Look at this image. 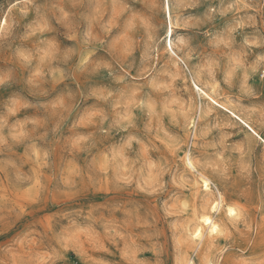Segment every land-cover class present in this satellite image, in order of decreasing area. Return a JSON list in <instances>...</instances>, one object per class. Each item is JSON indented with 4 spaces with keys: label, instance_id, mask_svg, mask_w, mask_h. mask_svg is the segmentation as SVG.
Returning <instances> with one entry per match:
<instances>
[{
    "label": "rangeland",
    "instance_id": "374dc122",
    "mask_svg": "<svg viewBox=\"0 0 264 264\" xmlns=\"http://www.w3.org/2000/svg\"><path fill=\"white\" fill-rule=\"evenodd\" d=\"M170 6L175 54L164 0H0V264H264V145L197 90L264 139V0Z\"/></svg>",
    "mask_w": 264,
    "mask_h": 264
},
{
    "label": "bare ground",
    "instance_id": "6f19581e",
    "mask_svg": "<svg viewBox=\"0 0 264 264\" xmlns=\"http://www.w3.org/2000/svg\"><path fill=\"white\" fill-rule=\"evenodd\" d=\"M164 5H165V17H166L167 29H168L167 30V44H168V47H169L168 49H170L171 52L173 54H175V52L173 51V47H172V44H173L172 43L173 42L172 39H173V34H174V27H173V22H172V19L173 18L171 16L170 0H164ZM197 90H198L200 96H203L204 99H206V100L209 101V103L211 102L216 107H218L219 109H221L227 115V117L229 118V120H231V121L232 120H236V122H238L240 125H242L244 128H246L247 131H249L257 139H259L263 143V145H264V139L252 128V126L244 118H242L241 116H239L229 105H227L226 103L222 102L221 100H218L217 98L212 97L213 95H211L210 93H208L207 91L201 89L198 86H197ZM212 107H214V106H212ZM186 161H187V164L191 168L194 169V166H193V164L191 162V159L189 157L186 158ZM205 175L200 174V177H199V175H198V177L200 178L203 191L205 193L209 194L212 191V185H211L210 179L207 176H205ZM205 181H207L208 182V185H209L207 188L204 187ZM214 205H215V210L213 208ZM222 205H223L222 199H221V197H219V201H215V202L211 203V206H210L211 209H210V211H205L204 210V212L202 211L201 213H198L197 222H196L195 226L192 227L193 230L191 232V237L194 240H196L197 242H202L203 239L206 237L210 242L211 241L213 242V240H215L220 234H222V231H223L222 223H221V221L219 219L215 218V215L213 216V213L215 211H218L219 209L223 208ZM229 209H232L235 212V215H236V210L234 208H232L231 206H227L225 208V210L227 212L226 215H228L229 217H232L233 218L235 215H230L229 214ZM205 218H207L210 221H212V225L217 228V232L216 233H213L211 231V226L210 225L204 223ZM197 231H199L201 233V236L199 238L196 237V232ZM191 261L189 260L187 264H192Z\"/></svg>",
    "mask_w": 264,
    "mask_h": 264
},
{
    "label": "snow or ice",
    "instance_id": "6c2138e0",
    "mask_svg": "<svg viewBox=\"0 0 264 264\" xmlns=\"http://www.w3.org/2000/svg\"><path fill=\"white\" fill-rule=\"evenodd\" d=\"M209 185H208V182L205 181V184H204V187L207 188ZM214 210H215V205L213 206ZM229 214L230 215H235V212L232 210V209H229ZM204 223L205 224H208L211 226V231L213 233H216L217 232V228L215 226L212 225V221H210L209 219L205 218L204 220ZM201 236V233L199 231L196 232V237L199 238Z\"/></svg>",
    "mask_w": 264,
    "mask_h": 264
}]
</instances>
